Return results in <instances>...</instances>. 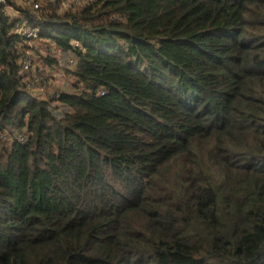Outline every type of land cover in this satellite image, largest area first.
I'll return each instance as SVG.
<instances>
[{
  "label": "trees",
  "instance_id": "trees-1",
  "mask_svg": "<svg viewBox=\"0 0 264 264\" xmlns=\"http://www.w3.org/2000/svg\"><path fill=\"white\" fill-rule=\"evenodd\" d=\"M16 3L0 2V264H264V0ZM27 56L72 90L34 94Z\"/></svg>",
  "mask_w": 264,
  "mask_h": 264
},
{
  "label": "built area",
  "instance_id": "built-area-1",
  "mask_svg": "<svg viewBox=\"0 0 264 264\" xmlns=\"http://www.w3.org/2000/svg\"><path fill=\"white\" fill-rule=\"evenodd\" d=\"M24 6L26 7H31L34 10H37L40 8L41 2L42 0H19ZM52 3L56 4L58 1L61 0H50ZM93 0H76L77 4H88L91 3ZM0 2L5 3V0H0ZM6 9H12L11 6L7 5ZM21 16L23 19L21 21H17L15 22V29L16 32L18 34H20L22 37L26 38L27 40H30V42L32 40L34 41H38L39 40V35H40V30L38 28V23L40 22L39 19H33V20H26L24 19L21 13H16L15 16ZM74 46H79V42L78 41H73L72 42ZM44 46H49L48 48H46L47 50L44 51V56L47 55H52L57 53L56 47L54 43H50L48 45H44ZM58 54V53H57ZM22 73H26L29 72L31 70V66H32V57L27 56L24 57L22 59ZM75 63L76 60L73 56H69L66 60V65L67 68H73L75 67ZM59 72V76L62 77L63 75H65V73L63 71H58ZM34 79L33 82L30 83V86L33 87V89H40L41 92H45L46 88L48 87V82H47V78H43L41 75L39 74H34Z\"/></svg>",
  "mask_w": 264,
  "mask_h": 264
},
{
  "label": "rangeland",
  "instance_id": "rangeland-1",
  "mask_svg": "<svg viewBox=\"0 0 264 264\" xmlns=\"http://www.w3.org/2000/svg\"><path fill=\"white\" fill-rule=\"evenodd\" d=\"M16 1V7L17 6H21V4L19 3L18 0H14ZM23 5V4H22ZM58 5V9L59 11L63 12L67 9L70 8V6H79L76 2V0H61L57 3ZM9 12V15L10 16H15L16 14V11H14L13 9H9L8 10ZM31 45L32 47L35 49H38V50H41L42 51V54H44V49L46 48V46H41L42 43L39 44L38 41H34L32 40L31 41ZM33 52V50L30 51V54ZM58 55V54H57ZM35 58V57H34ZM33 58V59H34ZM62 59V58H61ZM65 62V61H64ZM38 67H41L43 68V78L46 77L44 75H47L49 76L48 79H47V82H48V91L50 89V91H54L55 89H60V88H68L70 90H72V87L70 85H72V82H74L73 78L68 75H63L62 77L59 76V72L58 71H61L60 68H57V67H54L55 69H50V67H46L44 64H42L39 59L36 57V61L32 64L31 66V69H32V72H35L37 73L38 71H35V69H37ZM42 70V69H41ZM34 94L36 95H43L44 92H41L40 89H34Z\"/></svg>",
  "mask_w": 264,
  "mask_h": 264
}]
</instances>
